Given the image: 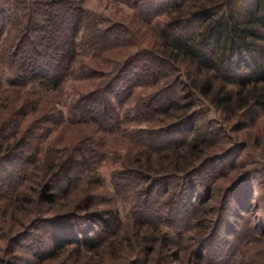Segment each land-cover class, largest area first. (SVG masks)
Returning <instances> with one entry per match:
<instances>
[{
	"label": "trees",
	"instance_id": "trees-1",
	"mask_svg": "<svg viewBox=\"0 0 264 264\" xmlns=\"http://www.w3.org/2000/svg\"><path fill=\"white\" fill-rule=\"evenodd\" d=\"M118 1L139 5L137 12L141 20L149 23L164 14L166 19L153 26L158 41L151 42L150 49L130 54L103 85L82 93L67 107L68 119L63 110L50 105L49 110L54 113L48 114V125L37 118L22 129L20 118L29 113V105L34 104V110L40 107V99L35 95L28 97L29 94L24 96L21 112L14 110L10 116L0 118V198L19 194L24 183L33 179L44 180L56 196L67 197L86 173L96 175L88 182L103 188L100 176L88 165V157L95 153L93 146H96L92 136L79 141L74 153L54 154L51 161L46 153L47 136L54 127L70 125L92 127L102 140L104 135L120 130L123 123L132 120L128 114L121 113L129 95L125 92L137 86H155L168 79L167 84L140 103L136 119L158 123L159 116L169 117L174 113L181 117L178 115L175 122L137 130L139 150L131 161L123 162L113 173V193L123 197L131 186L137 188L134 212L142 242L147 240L146 228L155 225H177L175 229L183 240L190 231L189 223L196 222L199 215L198 226L205 231L196 241L200 251H208L211 232L210 227L202 224L205 216L201 206L205 202L201 197L226 172L218 167L217 155H208L214 150L213 144L219 143L220 133L210 129L206 122L197 127L198 118L189 112L197 95L221 115L234 117L247 113L254 119L256 112H264V59L260 55V43L264 42V0H249L242 10L233 8L230 0ZM190 2H193L191 6H185ZM19 17L23 25L7 51V67L11 71L8 88L22 89L29 83L46 89L58 87L77 56L84 10L73 0L29 3L15 0L10 8L0 7V54L6 32ZM127 33L124 24L118 22L96 27L87 38V48L97 57L110 49L126 47ZM100 202V193H90L81 204L89 207ZM114 203L86 215L92 221L103 215L101 227L105 235L113 234L120 226ZM228 204L233 207L231 199ZM223 216L213 224V230L217 231ZM80 217L83 216L76 217L71 226L84 231L82 224L86 222L82 223ZM208 223L212 226V221ZM247 231L250 232L248 228ZM62 233L53 232V243H82L65 241L78 239L80 233ZM232 236L240 239L243 235L235 231ZM102 237H88L86 245L94 249ZM52 252L53 249L48 254ZM229 252L227 248L213 255L208 252L207 261L222 263Z\"/></svg>",
	"mask_w": 264,
	"mask_h": 264
},
{
	"label": "rangeland",
	"instance_id": "rangeland-1",
	"mask_svg": "<svg viewBox=\"0 0 264 264\" xmlns=\"http://www.w3.org/2000/svg\"><path fill=\"white\" fill-rule=\"evenodd\" d=\"M14 1L0 0V7L10 8ZM30 1L25 0L26 3ZM73 1L84 10L85 20L77 38L78 52L75 61L58 87L46 89L37 83H29L22 89L8 88L11 71L7 67V51L23 25V19L19 17L17 23L6 32L0 54V118L10 116L14 110L21 112L24 96L29 94L28 97L35 95L40 99V107L34 110V104L29 105V113L20 118L22 129L33 124L37 118L45 120L43 124L48 125V114L54 113L49 110L50 105L63 110L68 119L67 107L82 93L103 85L130 54L150 49L151 42L158 41L153 26L157 27L166 19L162 14L151 23L141 20L137 12L139 5L135 3L126 4L118 0ZM248 1L229 2L233 8L242 10ZM192 3L185 6H191ZM113 22L124 24L128 29L126 42L129 45L110 49L100 56L93 57L86 44L90 32L96 27ZM260 48L263 60L264 42L260 43ZM190 75L193 76V73ZM167 80H162L155 86L133 87L129 92H125V95H129L126 96L127 100L121 113L128 114L132 120L123 123L120 130L104 135L102 140L97 136L98 133L88 126L86 128L66 125L51 130L46 138V153L50 161L54 154L58 156L59 153H74L79 141L92 136L96 146H93L95 153L88 157V165L100 176L103 188L88 182L90 177L96 175L86 173L87 176L83 177L77 189L67 197L56 196L57 193L47 182L33 179L24 183L19 189V194L0 198V264H264V112H256L254 119L247 113L234 117L221 115L200 95H197L195 106L189 112L190 116L198 118L197 127L206 122L205 125L211 127L210 129L220 133L219 143L213 144L214 150L208 155H217L218 167L224 168L222 170L226 172L215 181L206 196H200L205 202L203 207L201 206L202 216H205L202 224L206 225V228L210 227L211 232L208 251H200L196 241L205 231V228L198 226L199 215L195 219L196 222L189 223L187 228L190 231L185 233L183 240L179 239L175 229L177 225H155L146 228L147 240L142 242L139 239L134 212L137 188L131 186L123 197L113 193V173L121 168L123 162L131 161L139 150L136 144L137 130L178 120L179 114L174 113L169 117L159 116L160 121L155 122L156 124L136 119L140 103L155 89L167 84ZM183 81L186 82L184 79ZM90 193L101 194L99 205L86 207L81 204ZM109 195L114 198L111 200ZM230 199L234 208L228 204ZM112 202H115L120 226L113 234L105 235L101 227L103 215L98 216V221H92L86 215L109 208ZM220 215H224V219L217 231L213 230V224L218 221ZM79 216H83L80 217L82 223L86 222L82 224L84 231L75 226L74 230L71 226ZM211 221L212 226L207 224ZM66 230L68 232H65ZM235 231L243 235L240 239H245L240 241L232 236ZM53 232L72 235L80 233L78 239L65 241L78 240L82 243H53ZM98 235L104 237L99 240L97 247H88V237L94 238ZM59 247L61 248L58 249ZM226 248L230 252L222 263L220 260L207 261L208 252L213 255ZM52 249V255H49L48 252ZM54 249L58 251L55 253Z\"/></svg>",
	"mask_w": 264,
	"mask_h": 264
}]
</instances>
